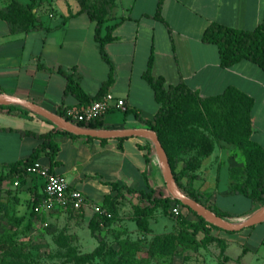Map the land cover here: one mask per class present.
Masks as SVG:
<instances>
[{"label": "crops", "instance_id": "obj_1", "mask_svg": "<svg viewBox=\"0 0 264 264\" xmlns=\"http://www.w3.org/2000/svg\"><path fill=\"white\" fill-rule=\"evenodd\" d=\"M17 1L22 6L27 4V0ZM158 1L116 0L112 19L105 24L117 25L112 32L114 40L105 45L110 64L101 58L94 24L84 14L73 16L79 10L75 0H53L51 18L41 17L43 30L13 34L0 19V94L57 113L79 105L74 97L65 95L67 77L79 83L92 100L112 69L114 79L106 93L123 100L125 109L107 112L103 116L105 129L144 128L136 116L153 121L160 107L143 79L152 55V75L163 78L167 88L183 82L202 99L233 88L251 99L250 140L264 149V72L249 61L222 68L217 47L202 41L212 23L254 30L264 21V0H163V20L154 17ZM51 129L45 119L31 112L0 110V171L28 158L41 143L25 133L44 134ZM54 142L58 147L54 161L50 163L43 156L37 164L62 175L71 189L105 209L106 198L117 194L111 190L112 183L142 191L149 186L158 193L165 188L155 153L145 156V139L125 138L122 149L116 140L100 142L56 135ZM237 152L239 148L233 144L215 142L211 155L202 160L195 173V187L232 224L245 222L264 207L231 191L236 181L230 178L229 170L235 168V162L228 158ZM15 185L14 195L21 203L35 190L43 191L42 182L34 178H27L25 183L13 178L3 183L2 189L5 193L7 189L14 190ZM124 198L134 210L136 198L123 191L117 204ZM117 204V212H122ZM81 212L89 218L94 215L90 209ZM183 213L189 221H196L193 215ZM218 230L223 232L218 238L225 242L227 264H264V221L236 232Z\"/></svg>", "mask_w": 264, "mask_h": 264}, {"label": "trees", "instance_id": "obj_2", "mask_svg": "<svg viewBox=\"0 0 264 264\" xmlns=\"http://www.w3.org/2000/svg\"><path fill=\"white\" fill-rule=\"evenodd\" d=\"M76 2L79 10L73 16L84 14L94 24V38L99 45L101 58L104 62L110 64L105 45L114 40L112 32L117 25L109 27L105 26V24L112 19L111 13L116 6V0H76ZM162 3L163 0L158 1L154 15L158 20H163L161 17ZM34 7L35 0H29L24 6L12 0L7 5L0 7V19L8 24L10 32L13 34L43 30L42 16L39 15V11ZM46 31L48 30L46 29ZM103 31H105L104 35ZM202 41L205 44L217 47L222 68H230L242 61H249L264 72V21L252 31L236 30L218 23H212L204 31ZM152 66L153 56L150 55L146 70L143 73V79L153 90L154 98L160 107L153 121L143 120L138 115L136 118L144 128L150 129L158 136L169 160L172 174L179 190L186 197L208 208L218 217L224 218V215L217 213L210 205L209 197L200 188L195 187V180L198 177L195 173L200 168L202 160L211 155L215 142L224 141L238 147L246 158L245 169L240 175L237 174L238 170L236 169L229 170L233 180L235 179L236 181L231 185V191L243 194L251 201L264 205V149L250 140L252 100L233 88H228L219 96L205 99L191 92L183 82L177 86L167 88L163 78H156L152 75ZM113 79L114 74L111 69L108 79L100 88V92L91 100L83 92L79 83L72 77H67L65 95L72 96L79 102L76 107L86 105L106 94V89L113 83ZM0 110L7 113H30L17 105L0 106ZM57 114L82 128L105 129L103 117L89 123H83L67 118L64 110H58ZM45 121L52 126L49 132L44 134L25 133L41 140V143L33 150L32 154L24 160L5 166L0 171V199L4 193L2 189L4 182L18 178L20 183H25L27 178H29L26 174L27 167L36 164L43 156H46L50 163L54 161L58 151V147L54 142L56 135L72 139L82 138L58 130L52 123ZM85 139L88 141L97 140L92 138ZM123 140H116L120 149H122L121 143ZM99 141L106 142L107 140ZM147 143L146 157L154 154L153 144L149 141ZM146 160L148 161V158ZM240 177L242 179L238 181ZM110 187L112 192L117 193L114 198L107 197L105 201L107 203L106 209L110 211L112 217L106 218L94 215L89 224L91 236L98 242V248L90 253L83 254H78L71 250L68 253L69 262L87 264L100 253L104 245V239L98 231L102 224L108 225L117 216V199L122 197L123 191L133 195L138 202L133 206L134 221L137 228L143 232L149 231V221L158 208H162L164 214H167L168 210L171 211L172 206L185 208L178 201L171 199L170 196L163 197L161 193H158L157 189L149 186H147V191L131 190L125 186L120 187L115 183L110 184ZM34 194L35 198L31 207L32 213L38 205L43 191L38 193L35 190ZM185 209L196 218V221H189L187 216L181 213L175 217L177 224L182 229L183 236L187 238L192 236L194 238L197 234H203L205 240L217 243L220 248V260L226 262L225 242L219 238H214L210 234L211 229L218 228L210 225L191 210ZM1 211H3V207L0 203ZM191 240L194 242L193 239Z\"/></svg>", "mask_w": 264, "mask_h": 264}, {"label": "rangeland", "instance_id": "obj_3", "mask_svg": "<svg viewBox=\"0 0 264 264\" xmlns=\"http://www.w3.org/2000/svg\"><path fill=\"white\" fill-rule=\"evenodd\" d=\"M11 1L0 0V3L3 6ZM52 2L35 0L34 8L40 16L51 18ZM228 159H233L234 169L240 175L246 166L245 155L239 149ZM229 176L232 178L230 173ZM15 192L16 185L14 190L7 189L0 199L3 207L0 212V264H74L68 261L69 251L83 254L98 248L89 229L95 214L89 218L83 212L32 213L34 192L22 203L16 199ZM160 193L163 197L169 196L166 188ZM117 205L121 206L122 212H118L108 225L100 226L98 233L103 237L104 245L87 264H227L220 260L216 242L205 240L202 234L194 238L183 236L172 209L180 207L182 212L192 215L185 208L172 206L167 214L158 208L149 221V231L143 232L134 221L132 204L124 198ZM211 231L214 238L223 233L218 229Z\"/></svg>", "mask_w": 264, "mask_h": 264}, {"label": "water", "instance_id": "obj_4", "mask_svg": "<svg viewBox=\"0 0 264 264\" xmlns=\"http://www.w3.org/2000/svg\"><path fill=\"white\" fill-rule=\"evenodd\" d=\"M20 106L29 112L42 117L52 123L58 130L65 131L71 135L82 138H92L97 140H117L125 138H141L151 142L154 146V153L157 157L161 175L165 184L166 191L171 199L178 201L183 207L191 210L197 216L203 218L207 223L221 230L228 232L240 231L244 228L251 227L264 221V207L257 214L247 219L241 224H232L227 220L218 217L208 208L202 206L196 201L186 197L177 187L167 155L155 132L147 128H130V129H89L82 128L57 113L50 112L41 106L32 102L21 100L5 94H0V106Z\"/></svg>", "mask_w": 264, "mask_h": 264}, {"label": "built area", "instance_id": "obj_5", "mask_svg": "<svg viewBox=\"0 0 264 264\" xmlns=\"http://www.w3.org/2000/svg\"><path fill=\"white\" fill-rule=\"evenodd\" d=\"M113 108L124 110L125 102L117 99L111 93H106L89 104L66 108L64 114L75 122L89 123L103 117ZM26 174L29 177L40 180L43 185V195L38 205L34 208V212H81L85 209H90L95 215L106 218L112 217L110 211L94 204L78 190L71 189L62 175L52 173L49 168L42 167L36 163L26 168ZM172 213L174 216H179L181 208L174 207Z\"/></svg>", "mask_w": 264, "mask_h": 264}]
</instances>
